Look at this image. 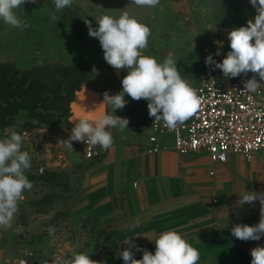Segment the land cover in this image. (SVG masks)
Listing matches in <instances>:
<instances>
[{
    "label": "crops",
    "instance_id": "1",
    "mask_svg": "<svg viewBox=\"0 0 264 264\" xmlns=\"http://www.w3.org/2000/svg\"><path fill=\"white\" fill-rule=\"evenodd\" d=\"M188 6L181 0L173 4L180 9ZM245 13L246 20L256 14L249 1ZM53 63L56 62L49 65ZM88 91L90 98L98 100L105 89L91 82ZM22 115L19 117H25ZM69 119L70 115L53 128L22 132V150L32 156V168L26 174L34 186L44 189L41 176L49 170L66 173L73 194L72 216L81 226L86 219H93L97 237L122 242L129 236L141 235L132 239L154 253L152 241L159 233L176 230L199 251V264H250V250L264 246V237L245 242L231 235L233 225H255L259 221V201L243 208L237 207L236 201L244 190L264 191L263 156L248 162L242 156L230 155L226 163H213L205 153L177 154L168 136H161L160 152L149 153V136L134 142L113 135L114 144L106 154L89 161L83 157L81 142H72L73 151L57 143L70 135L73 125ZM10 129L18 131L19 127L0 129V139ZM133 224H138L134 232L129 230ZM14 235L11 229L0 228V264H29L28 254H33L32 264H55L57 259L70 257L73 250L87 253L82 239L71 245L61 239L50 242L40 230L34 233L36 248L26 250L14 242ZM89 245L95 249L97 244L93 241ZM125 247L116 243L114 258L103 264H124L120 251ZM134 258L141 259L142 252H136Z\"/></svg>",
    "mask_w": 264,
    "mask_h": 264
},
{
    "label": "clouds",
    "instance_id": "2",
    "mask_svg": "<svg viewBox=\"0 0 264 264\" xmlns=\"http://www.w3.org/2000/svg\"><path fill=\"white\" fill-rule=\"evenodd\" d=\"M37 0H0V20L13 28H27L26 20L17 14L26 3L35 4ZM138 7L154 8L160 0H132ZM74 0H53L55 12L51 20H58L56 13L70 8ZM255 9V16L247 20L246 25L234 28L227 33L230 50L217 62L214 57L221 56L218 48L205 58L209 71L219 69L224 78H237L248 73L254 75L243 81L244 90L255 93L264 81V0H249ZM98 27H93L90 20L85 19L88 35L97 38L103 50V59L116 70L126 69L127 74L121 80L119 92L109 94L104 91L102 99L93 102L89 110L86 104L74 108L69 119L73 124L67 139H59L57 143L64 149L73 151V141L83 142L90 146H99L103 150L114 144L111 129L123 131L128 129L129 119L115 115L116 110H123L128 101L146 100L148 115L154 122H162L169 130L177 128L191 118L201 107L203 97L185 80L177 61L169 53L162 62L153 56L145 55L151 29L139 22L129 12L123 11L118 17L102 15L95 19ZM193 48L191 49V51ZM96 72V69L93 68ZM259 77V81L256 79ZM111 109V111H109ZM24 136L16 130L0 139V228L13 229L16 234L23 231V226L13 228L14 218L19 204L25 199L24 193L33 187L26 174L32 168V156L22 150ZM236 206H254L259 201V221L255 225L237 223L231 228V235L240 241H259L264 237V191L244 190L238 195ZM138 224L129 226L135 231ZM48 233L55 238V228L49 226ZM141 236V235H133ZM125 238L121 244L126 245L120 251L124 264H199L200 253L178 231L168 230L159 233L154 241L155 252L138 246L132 239ZM146 237V236H145ZM148 238V237H147ZM149 239V238H148ZM150 240V239H149ZM142 252L141 259H135V253ZM250 264H264V246L257 245L250 250ZM23 264V262H22ZM48 264V261H44ZM55 264H102L90 258V254L72 251L70 257L60 258Z\"/></svg>",
    "mask_w": 264,
    "mask_h": 264
},
{
    "label": "rangeland",
    "instance_id": "3",
    "mask_svg": "<svg viewBox=\"0 0 264 264\" xmlns=\"http://www.w3.org/2000/svg\"><path fill=\"white\" fill-rule=\"evenodd\" d=\"M176 1L160 0L156 7L150 8L138 7L132 0H74L70 8L56 13V21L51 20V15L55 12L53 0L26 3L16 11L29 27L13 28L0 20V66L11 64L26 71L38 66H48L52 62L62 63L63 66L88 65L86 68L89 71L96 69L90 82L101 85L109 94L119 92L122 88L121 80L127 70H116L105 62L98 39L88 35L84 21L90 20L95 28L98 27L95 21L97 17H118L123 11H127L151 29L144 54L162 62L172 53L182 77L191 87H195L202 73V51L206 48H219L224 55L230 50L226 30L246 25L245 8L249 0H181L190 5L187 9L173 7ZM256 79L259 81L258 76ZM259 82L261 87L258 90L264 96V81ZM125 99L128 101L127 105L123 110H116L115 115L129 119L128 129L111 131L118 139L134 142L143 140L151 131L152 118L148 115V102L143 99L133 101L128 96ZM39 112L43 116L55 113L48 110ZM20 114H24L22 116L26 118L19 117ZM54 116L58 117L59 114ZM14 121L13 126L19 127L17 132L22 134L33 131V128H23V124L29 121L25 111H21ZM31 122L35 126L38 124L35 120ZM41 177L44 189L33 185L30 191L24 193L25 199L19 204L13 228L21 225L23 231L15 233L14 242L24 246L26 250L35 249L34 233L43 230V237L48 236L50 242L61 239L62 243L71 245L82 239L87 244V254H90L91 259L102 264L112 261L116 245L114 238L97 237L93 219H86L81 226V222L72 216L73 194L67 174L49 170V173ZM49 226L55 228V238L49 235ZM93 241L99 248L97 245L94 246L95 249L91 248L89 243L92 244ZM29 261L32 264L33 259L29 258Z\"/></svg>",
    "mask_w": 264,
    "mask_h": 264
},
{
    "label": "built area",
    "instance_id": "4",
    "mask_svg": "<svg viewBox=\"0 0 264 264\" xmlns=\"http://www.w3.org/2000/svg\"><path fill=\"white\" fill-rule=\"evenodd\" d=\"M216 51L215 48L202 51V73L198 85L193 87L203 97L201 107L173 130L152 118L149 153L160 152V138L168 136L174 151L181 156L205 153L213 163H226L230 155L242 156L248 162L257 155L264 157V96L259 90L255 93L243 91V81L252 78L253 73L224 78L219 69L209 71L205 58ZM214 59L219 62L223 55ZM81 143L86 160L100 158L107 152L99 146Z\"/></svg>",
    "mask_w": 264,
    "mask_h": 264
},
{
    "label": "trees",
    "instance_id": "5",
    "mask_svg": "<svg viewBox=\"0 0 264 264\" xmlns=\"http://www.w3.org/2000/svg\"><path fill=\"white\" fill-rule=\"evenodd\" d=\"M86 67L88 65L55 63L21 71L11 64L0 66V129L13 126L14 118L21 111H25L29 119L23 124L24 130L61 125L70 115L69 105L74 93L93 73ZM42 110L55 113L43 116L39 112ZM56 113L58 117L54 116ZM33 120L37 121L36 126Z\"/></svg>",
    "mask_w": 264,
    "mask_h": 264
},
{
    "label": "water",
    "instance_id": "6",
    "mask_svg": "<svg viewBox=\"0 0 264 264\" xmlns=\"http://www.w3.org/2000/svg\"><path fill=\"white\" fill-rule=\"evenodd\" d=\"M92 75V74H91ZM91 77V76H90ZM90 77L87 83H84L81 85L80 89L77 90L74 95H73V100L69 105V111H70V118L73 116L74 114V108L76 107H80L79 103L81 102L82 99H84L85 97L90 98V93L88 91V87H89V83L90 82ZM94 100H92V98H90L89 105H92L94 101H96V98H93ZM72 124V123H71ZM73 125V124H72Z\"/></svg>",
    "mask_w": 264,
    "mask_h": 264
},
{
    "label": "bare ground",
    "instance_id": "7",
    "mask_svg": "<svg viewBox=\"0 0 264 264\" xmlns=\"http://www.w3.org/2000/svg\"><path fill=\"white\" fill-rule=\"evenodd\" d=\"M94 97V96H93ZM92 97V98H93ZM89 102H90V98H88V97H85L84 99H82L81 100V102L79 103V106H82V105H84V104H86V105H88L89 104ZM91 108H89V110H91L92 109V106H90Z\"/></svg>",
    "mask_w": 264,
    "mask_h": 264
}]
</instances>
